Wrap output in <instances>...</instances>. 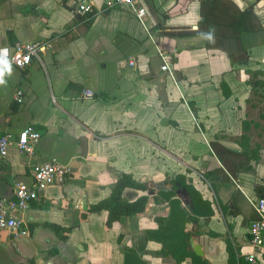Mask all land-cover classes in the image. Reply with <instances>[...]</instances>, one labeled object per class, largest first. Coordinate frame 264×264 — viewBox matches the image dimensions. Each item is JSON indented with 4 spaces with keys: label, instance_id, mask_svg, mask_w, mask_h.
<instances>
[{
    "label": "crops",
    "instance_id": "obj_1",
    "mask_svg": "<svg viewBox=\"0 0 264 264\" xmlns=\"http://www.w3.org/2000/svg\"><path fill=\"white\" fill-rule=\"evenodd\" d=\"M79 1L0 4V49L43 46L29 66L10 65L0 83V131L18 139L32 125L42 135L31 157L14 144L0 159V198L30 184L35 164L56 158L70 168L64 184L20 215L26 235L0 232V264H193L160 254L163 244L147 233L167 209L154 196L179 174L214 211L188 224L204 254L191 239L188 249L207 264H264L249 233L257 218L249 198L264 195V111L255 99L264 91L251 83L264 70V31L230 29L249 54L241 63L227 51L225 25L201 27V0H143L144 22L129 6L105 8L110 0H93L94 10L80 14ZM231 1L264 25V0ZM85 89L95 96L86 99ZM123 174L149 186L127 189L133 198L148 193L149 203L143 215L109 226L107 210L89 207L109 197Z\"/></svg>",
    "mask_w": 264,
    "mask_h": 264
},
{
    "label": "trees",
    "instance_id": "obj_2",
    "mask_svg": "<svg viewBox=\"0 0 264 264\" xmlns=\"http://www.w3.org/2000/svg\"><path fill=\"white\" fill-rule=\"evenodd\" d=\"M3 1L0 0V4ZM200 2L202 3L201 15L204 17V20L200 22L201 27L204 24L210 27L225 25V28H228L226 32L229 34L231 33L230 29L239 34L245 31H264V25H262L261 20L254 15L252 10H241L231 0H201ZM186 32L180 31L178 34L185 35ZM207 32L213 37L218 34L212 28ZM228 38L227 51L233 61L241 63L247 62L249 54L239 40L241 37L234 38L230 34ZM232 40L240 45L235 47ZM253 74L256 78V80L251 81L253 89L256 92L260 90L264 91V80L262 78L264 77V70H257ZM172 183V189L161 190L154 196L157 203H167V209L156 215L155 220L158 223V227L155 229H147L148 236L163 244L160 254L165 256L171 255L178 263L188 257H192L193 264H207L204 259L188 249L190 239L195 234L188 228V224L191 222L198 224L200 218L212 216L214 211L211 203L203 199L202 193L199 190L187 183L185 176L177 175L172 179ZM177 183H180L188 191L194 214H189L182 200L177 197ZM129 188L144 192L150 190L146 183L134 179L131 174H123L115 183L110 196L96 204H92L89 207V211L101 212L107 210L109 213L107 224L109 226L121 221L125 216L143 215L147 210L149 194L144 193L133 198L127 194V189ZM228 248L231 258L234 257L235 252L230 244H228Z\"/></svg>",
    "mask_w": 264,
    "mask_h": 264
},
{
    "label": "built area",
    "instance_id": "obj_3",
    "mask_svg": "<svg viewBox=\"0 0 264 264\" xmlns=\"http://www.w3.org/2000/svg\"><path fill=\"white\" fill-rule=\"evenodd\" d=\"M114 6L131 7L137 17L144 22L147 9L143 0H110L105 8L108 9ZM77 9L80 14L91 13L94 10L93 0H80L77 4ZM42 49L43 46L40 45V42H17L12 48L5 47L0 49V58H6L10 65L25 68L32 63L33 58L38 56ZM161 56L164 61L163 70H167L172 74L167 57L163 54ZM23 94L22 90H17L15 99L18 102H22ZM83 96L86 99H92L95 96V92L91 89H85ZM41 136V132L32 125L26 126L21 131L18 139L0 131V159L8 156L9 149L14 144L22 154L31 157L35 153ZM69 173V166L60 163L56 158L44 163L35 164L33 167V180L30 184L18 183L12 198H0V232L8 231L16 237L26 235L28 231L24 228V221L20 215L29 207L33 200L37 199L49 187L64 184ZM249 200L257 213V218L253 219L250 223V241L253 247L263 251L264 195L256 199L249 198ZM248 260L254 262V255H249Z\"/></svg>",
    "mask_w": 264,
    "mask_h": 264
},
{
    "label": "water",
    "instance_id": "obj_4",
    "mask_svg": "<svg viewBox=\"0 0 264 264\" xmlns=\"http://www.w3.org/2000/svg\"><path fill=\"white\" fill-rule=\"evenodd\" d=\"M178 187H179L177 189V195H178V197L183 200V202L185 203V205L192 206L191 200H190V197H189V194H188V191L185 188L181 187L180 184H178ZM162 188L163 187H159L158 189H162ZM152 193H154V191H150V194H152ZM191 245H192V248L194 249V251L198 255H203L204 254L201 245L196 242V239L195 238H191Z\"/></svg>",
    "mask_w": 264,
    "mask_h": 264
},
{
    "label": "clouds",
    "instance_id": "obj_5",
    "mask_svg": "<svg viewBox=\"0 0 264 264\" xmlns=\"http://www.w3.org/2000/svg\"><path fill=\"white\" fill-rule=\"evenodd\" d=\"M2 63H0V83H3V74L5 71H10V63L6 60V58H2Z\"/></svg>",
    "mask_w": 264,
    "mask_h": 264
},
{
    "label": "rangeland",
    "instance_id": "obj_6",
    "mask_svg": "<svg viewBox=\"0 0 264 264\" xmlns=\"http://www.w3.org/2000/svg\"><path fill=\"white\" fill-rule=\"evenodd\" d=\"M255 99L261 102L260 107L262 108V111H264V99H260L259 95H257Z\"/></svg>",
    "mask_w": 264,
    "mask_h": 264
},
{
    "label": "snow or ice",
    "instance_id": "obj_7",
    "mask_svg": "<svg viewBox=\"0 0 264 264\" xmlns=\"http://www.w3.org/2000/svg\"><path fill=\"white\" fill-rule=\"evenodd\" d=\"M3 61H2V58H0V63H2Z\"/></svg>",
    "mask_w": 264,
    "mask_h": 264
}]
</instances>
